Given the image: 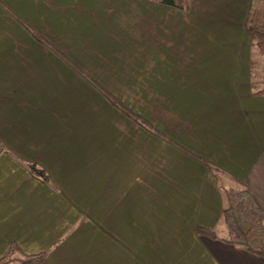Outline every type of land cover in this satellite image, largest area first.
Segmentation results:
<instances>
[{
	"label": "crops",
	"instance_id": "crops-1",
	"mask_svg": "<svg viewBox=\"0 0 264 264\" xmlns=\"http://www.w3.org/2000/svg\"><path fill=\"white\" fill-rule=\"evenodd\" d=\"M260 5L0 0V260L264 264L221 219L264 213Z\"/></svg>",
	"mask_w": 264,
	"mask_h": 264
},
{
	"label": "trees",
	"instance_id": "trees-1",
	"mask_svg": "<svg viewBox=\"0 0 264 264\" xmlns=\"http://www.w3.org/2000/svg\"><path fill=\"white\" fill-rule=\"evenodd\" d=\"M147 1L179 11L186 9V0ZM247 30L255 40L258 55L264 59V5L251 9L247 19ZM258 94L264 95V89L259 91ZM28 168L34 175L49 184L47 176L41 169L33 165H28ZM222 191L225 199L221 217L226 229L224 241L264 262V213L255 204L248 192L224 187ZM200 233L210 238H216L214 233L210 231H200ZM43 259L44 254H38L19 259L16 264H30L32 262H40ZM11 262L12 260L9 256L0 260V264H9Z\"/></svg>",
	"mask_w": 264,
	"mask_h": 264
},
{
	"label": "rangeland",
	"instance_id": "rangeland-1",
	"mask_svg": "<svg viewBox=\"0 0 264 264\" xmlns=\"http://www.w3.org/2000/svg\"><path fill=\"white\" fill-rule=\"evenodd\" d=\"M224 231H226L225 227H223Z\"/></svg>",
	"mask_w": 264,
	"mask_h": 264
}]
</instances>
